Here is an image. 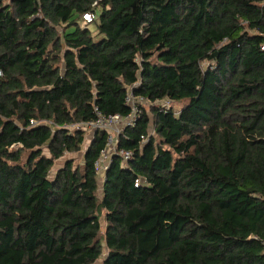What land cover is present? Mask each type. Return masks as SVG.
<instances>
[{
    "label": "trees",
    "instance_id": "obj_1",
    "mask_svg": "<svg viewBox=\"0 0 264 264\" xmlns=\"http://www.w3.org/2000/svg\"><path fill=\"white\" fill-rule=\"evenodd\" d=\"M129 91L154 123L142 142L139 104L117 141L133 157L99 174L97 130L53 172L82 147L72 125L127 115ZM104 251L101 264H264V0H0V264Z\"/></svg>",
    "mask_w": 264,
    "mask_h": 264
},
{
    "label": "built area",
    "instance_id": "obj_2",
    "mask_svg": "<svg viewBox=\"0 0 264 264\" xmlns=\"http://www.w3.org/2000/svg\"><path fill=\"white\" fill-rule=\"evenodd\" d=\"M92 20L93 16L91 14L86 13L83 15L82 22L85 25L90 23ZM126 102L130 107V112L125 116H121L119 114H113L110 116L98 115L95 120L75 123L72 125L79 129H90L93 131V133H95L97 130H103L107 132L105 149L102 151L101 156L95 162V167L97 171L100 172L99 174L104 173V170L107 168L112 156H120L123 162H126L131 157H133L132 151L118 148V137L124 131V128L126 126L134 123L135 118L140 113V110L138 108L139 104L148 102L142 97H134L131 91L127 93ZM160 107L164 111H166L170 106L161 104ZM30 123L34 124L33 121H30ZM153 133V131L148 130L147 135L141 136L142 142L146 141L148 135H152ZM101 178L103 180V177Z\"/></svg>",
    "mask_w": 264,
    "mask_h": 264
},
{
    "label": "rangeland",
    "instance_id": "obj_3",
    "mask_svg": "<svg viewBox=\"0 0 264 264\" xmlns=\"http://www.w3.org/2000/svg\"><path fill=\"white\" fill-rule=\"evenodd\" d=\"M82 26H85V24L82 22L81 23ZM89 28L90 29H93V25L92 24H89ZM143 104V107L145 109V111L148 113L149 117H150V123H149V129L150 131H154V127H153V115L152 113L150 112V105L148 103H142ZM168 105L170 107L174 106V107H177L178 104L173 102V101H159L156 103V105ZM172 105V106H171ZM165 120L167 118H164ZM92 136H93V131L90 130V129H87L84 131V141H83V144H82V147L80 150H78L77 152H66L65 155H63L60 159L56 160L55 161V164L52 168V171L55 172L56 169H58L59 167H61L63 165V163L65 162V160L67 159H72L74 160V165H76L77 163L80 162V160L82 159V154L84 152V149L86 148V146L89 144V142L91 141L92 139ZM46 152V151H45ZM26 156L23 155V158H25ZM99 184L101 186L102 184V178L100 177L99 178ZM101 223H102V220H101ZM105 257V251L102 253L101 255V258H99L95 263L93 264H101L102 263V260L104 259Z\"/></svg>",
    "mask_w": 264,
    "mask_h": 264
}]
</instances>
